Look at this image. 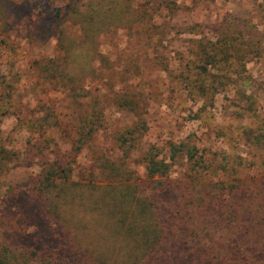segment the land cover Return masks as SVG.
I'll return each mask as SVG.
<instances>
[{"label":"trees","instance_id":"1","mask_svg":"<svg viewBox=\"0 0 264 264\" xmlns=\"http://www.w3.org/2000/svg\"><path fill=\"white\" fill-rule=\"evenodd\" d=\"M178 1L94 0L82 7H57L53 19L34 21V43L43 37L53 41L50 54L36 44L42 47L30 63L34 76L46 82L45 93L65 96L72 113L83 108L77 119L64 123L55 108L62 104L58 99L45 97L34 110L27 103L24 109L15 104L13 85L21 80L22 50L19 37L11 33L14 23L0 20V121L12 115L27 131L32 129L37 151L55 140V130L63 124L70 150L62 158L70 159L75 150H93L108 108L115 107L134 120L125 132L110 134L112 141L124 152L129 146L141 149L135 162L144 168L142 178H132V171L106 149L90 157L99 177L90 170L77 171L69 159L44 160L32 192L46 202L44 218L53 227L55 244L31 248L2 243L0 264H264V119L254 127L242 126L236 136L248 148L242 153L221 145L230 137L214 124L213 111L221 93L232 92L239 101L254 97L247 65L254 59L264 64L263 43L233 32L237 35L196 42L197 50L188 49L186 58L178 54L167 60L163 78L172 84L169 93L183 96L188 132L171 133L146 147L136 136L147 123V109L136 78L129 77L135 74L128 64L119 65L115 51L109 54L115 66H107L109 56L99 49L101 35L124 29L143 37L147 47L149 42L158 46L174 31L171 20ZM63 10L65 18L59 16ZM148 60L163 63L161 57ZM116 63L126 73L121 81L115 76ZM170 63L176 64L171 71ZM238 107L251 109L246 103ZM7 145L0 129V174L15 156ZM178 163L185 165L180 173ZM16 218L11 215L5 223L13 232L23 228Z\"/></svg>","mask_w":264,"mask_h":264},{"label":"rangeland","instance_id":"2","mask_svg":"<svg viewBox=\"0 0 264 264\" xmlns=\"http://www.w3.org/2000/svg\"><path fill=\"white\" fill-rule=\"evenodd\" d=\"M88 1L94 0H0V20L13 22L12 34L19 37V74L21 80L13 85L14 97L17 106L34 107L42 105V101L48 99L53 102L60 100L62 104H56L57 112H60L59 119L64 123L72 118H78L83 112V108L72 107L65 96L59 92L45 93L48 89L46 82L42 78L35 77L34 52H38V45L44 47L41 51L50 54L53 48L52 39L45 37L38 39L34 43V21L51 20L56 15L54 9L65 7L67 5L85 6ZM105 1V0H102ZM126 3L127 0H118ZM65 10L59 13V16L65 18ZM128 12V11H126ZM167 13V12H166ZM127 15V13H123ZM171 24L174 31L169 33L168 39H163L160 44L152 48L146 46V40L143 37L132 35L126 29L110 33H104L99 37L101 52L109 56L110 52H118L117 65L128 64L132 78H136L139 88L143 91L141 101L144 102V108L147 109L144 119L147 123L141 129V135H136L140 139V144L146 147L149 141L156 140L172 134L188 132V124L184 122V112L181 111L184 105L183 96L177 93H169L168 80L164 79V63L176 56L188 53V49L196 51V44L201 40L215 41L226 35L240 32V36L247 37L252 41L262 42L264 45V0H179L178 9L173 13ZM39 37V36H35ZM50 40V41H49ZM197 42V43H196ZM154 49V50H152ZM23 54V55H21ZM161 57L163 63L157 64L156 61L148 59ZM107 66L114 65L112 57L109 56ZM116 73V79L120 81L126 78V73H120L122 66ZM175 63L170 68H175ZM249 77L248 82L253 89L254 97H234L232 92L221 93L217 97V103L213 107L216 115L215 125L222 127L227 131L230 139L223 141L221 145L229 149L235 148L242 153L248 152V148L237 142L236 136L243 127H254L261 119H264V64L262 59H254L247 65ZM171 71V70H170ZM175 73V72H174ZM163 74V76H162ZM169 78V77H168ZM174 83V82H172ZM248 89L247 91H249ZM50 92V91H49ZM247 100V101H246ZM249 102L252 104L250 105ZM27 103V105H26ZM246 103L251 108L249 111L239 109V105ZM63 105V106H62ZM240 117H237V112ZM72 115V116H71ZM133 117L130 113L119 110L115 107H109L104 117L103 127L94 137V147L90 151L75 150L69 159L66 155L62 158L64 151L70 150V139L66 136L64 125L55 130V140L44 143L40 150L34 149V133L32 129L27 131L14 117H7L0 121L2 134L7 138V147L15 151L13 160L3 168L0 178V245L8 241L25 247H42L49 241H55L52 237V226L45 221L44 198L34 195L32 188L33 178L42 167L44 160H51L52 157H60L62 160L73 161L76 170H90L96 177L99 173L93 165L90 157L94 158L96 152L107 150L108 154L114 159H118L126 170L132 171L131 177L144 176V168L138 159L141 149L136 146L127 147L124 152L122 146L112 141L113 136L120 130L126 131L128 125H131ZM181 125V127H179ZM204 125L199 124V127ZM111 134V135H110ZM137 134V133H134ZM140 134V133H138ZM130 135L125 139H129ZM128 145V144H127ZM124 145V146H127ZM141 148V146H140ZM143 149V148H142ZM85 151V152H84ZM253 151V150H252ZM251 151V152H252ZM57 153V155H56ZM253 153V152H252ZM251 153V154H252ZM260 154V153H259ZM129 157V158H128ZM258 153H256V158ZM49 159V160H48ZM134 160V162H133ZM178 173L185 169L183 163H178ZM123 170V169H121ZM131 173V172H130ZM173 192L172 194H174ZM166 193L167 198L172 197ZM166 197V196H165ZM11 215L17 216L23 228L18 232H13L5 225ZM10 231L12 234H10Z\"/></svg>","mask_w":264,"mask_h":264},{"label":"crops","instance_id":"3","mask_svg":"<svg viewBox=\"0 0 264 264\" xmlns=\"http://www.w3.org/2000/svg\"><path fill=\"white\" fill-rule=\"evenodd\" d=\"M171 64H173V63H170V65H171ZM175 65H176V64H175ZM175 68H176V67H175ZM168 69L171 70L172 68H170V66H169ZM10 116L13 117L12 115H9V116L3 117L2 120L5 119V118H7V117H10ZM0 129H1V128H0Z\"/></svg>","mask_w":264,"mask_h":264}]
</instances>
